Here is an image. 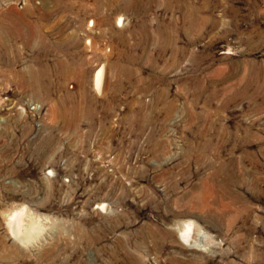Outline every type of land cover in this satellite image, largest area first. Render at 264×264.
<instances>
[{"label":"rangeland","instance_id":"1","mask_svg":"<svg viewBox=\"0 0 264 264\" xmlns=\"http://www.w3.org/2000/svg\"><path fill=\"white\" fill-rule=\"evenodd\" d=\"M0 264H264V0H0Z\"/></svg>","mask_w":264,"mask_h":264},{"label":"bare ground","instance_id":"2","mask_svg":"<svg viewBox=\"0 0 264 264\" xmlns=\"http://www.w3.org/2000/svg\"><path fill=\"white\" fill-rule=\"evenodd\" d=\"M2 20H3V22L7 26L8 22H9V16H3ZM118 21L121 22L122 21V18H119ZM6 29H7V27H6ZM89 43H90V41H89ZM104 69H105V67H103V66L99 67L98 70L93 75V88H94V90H95L96 93H100L101 92V89H102V86H103V76H104L103 73H105V72H103ZM103 89H104V87H103ZM103 207L104 206H102V208ZM25 209L26 208L15 209V210L13 209V210H10L6 214V224H7V227L10 230V232L13 235H15L16 237H18L19 234H20V232H22L21 229H20V227H21L20 226V222H23L26 219L25 218L23 220V216L24 217L25 216L27 217V214H26ZM31 216L30 217L28 216L29 217V220L28 221H30V223H28V225L30 224L29 225V228H28V230L26 232V235H28V236H29V233H32V231L36 229V226H35V222L36 221H34L33 220L34 217L32 216L33 217L32 218ZM25 226L23 225V227H25ZM193 228H194V226H193V223L191 221L187 220L185 222H181V225L178 228V230H179L178 232L180 233V239L182 240V242L184 243V245H186L188 248L201 250L203 247H202V245H200L199 240H196V239L195 240L194 239L192 240L191 239L192 238V234H193L192 233L193 232ZM21 234H20V236H21ZM32 236L30 235V237H32Z\"/></svg>","mask_w":264,"mask_h":264}]
</instances>
